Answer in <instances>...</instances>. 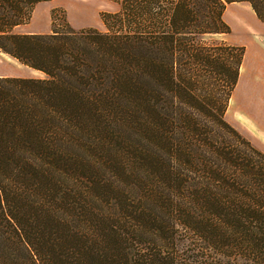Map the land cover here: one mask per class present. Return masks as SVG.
<instances>
[{"label": "trees", "instance_id": "trees-1", "mask_svg": "<svg viewBox=\"0 0 264 264\" xmlns=\"http://www.w3.org/2000/svg\"><path fill=\"white\" fill-rule=\"evenodd\" d=\"M0 76V264H264V152L226 119L245 46L227 5L109 0L105 30L16 33ZM27 15V19H25Z\"/></svg>", "mask_w": 264, "mask_h": 264}, {"label": "rangeland", "instance_id": "rangeland-1", "mask_svg": "<svg viewBox=\"0 0 264 264\" xmlns=\"http://www.w3.org/2000/svg\"><path fill=\"white\" fill-rule=\"evenodd\" d=\"M49 5L53 8L51 10V25L49 28V30H51L48 31V33L52 32L53 30H66L68 27H71L75 30L93 27L104 31L105 25L102 20L103 12L115 11L118 9V5L109 0H49ZM238 17L242 18L243 20L249 18L248 15L237 9L236 6H232L227 13V18L234 24V30L228 34V37L227 34L206 35L204 37V42L228 43L227 40L229 42H237L242 41L243 38L245 40L249 39V41L246 43V46L251 53L252 49L256 47V45L250 41L251 38L249 37V34L244 32L242 28L237 25V23H235ZM25 19H27V15ZM27 21V23L21 24L23 26L17 28L16 33H26L30 31L32 32L33 30L44 29V20L42 18L36 20L35 18L32 19L31 17ZM0 73H2L3 76H33L37 78L47 77L45 73L30 69L15 57L4 52L2 49H0ZM247 84L248 83L245 81L242 84V88L240 90H234V98L232 103L230 100L225 116L226 119L246 138L251 140L257 148H260L258 144L259 142L257 143L248 126H245L244 124V126H242L237 123L238 107L241 105V100L243 99L241 95H244L245 93L252 94L257 90L259 92V97H262L261 93L264 91V84L262 83H258L257 86L255 83H251V85Z\"/></svg>", "mask_w": 264, "mask_h": 264}, {"label": "crops", "instance_id": "crops-1", "mask_svg": "<svg viewBox=\"0 0 264 264\" xmlns=\"http://www.w3.org/2000/svg\"><path fill=\"white\" fill-rule=\"evenodd\" d=\"M232 6H236L237 9L241 10L246 15H248L249 18L244 20L238 17L235 23H237V25H239L244 32L249 34V37L251 38L250 41L256 45V47H254L252 49V52L250 53L248 47L246 46V43L247 41H249V39L245 40L243 38L242 41L229 42L226 38L228 43L234 45H242L245 46L246 48L239 80L235 88V90L237 89L240 90L242 88V84L245 81L248 83L247 85H251V83H255L256 86L258 83L264 84V21H262L257 16L252 5L248 1L232 2L227 5V8L224 13V19L230 25L231 31L234 30L235 26L227 18V13L229 12V9ZM52 8L53 7L49 5V0L40 1L36 3L33 9L32 19L35 18L36 20H38L42 18L44 20V29L33 30L32 32L30 31L26 33H48V31L51 30V29L49 30V28L51 25ZM21 26L23 25H17L14 27L13 30L16 32L17 28ZM226 34L228 37L229 33ZM29 68L32 70H36L31 67ZM0 76H3V74L0 73ZM20 77H25V76H20ZM257 92L258 91L256 90L252 94L245 93L244 95L243 94L241 95L243 99L241 100L242 102L241 105H239L238 107L237 123L242 126L244 125L248 126L250 132L254 135V138L257 141V143L259 142L258 143L260 147L259 149L264 152V91L263 93H261L262 97H259V92L258 93ZM233 98H234V92L231 98V103Z\"/></svg>", "mask_w": 264, "mask_h": 264}]
</instances>
